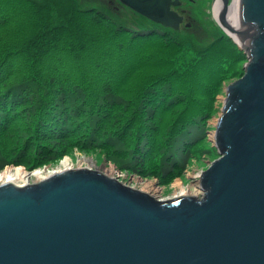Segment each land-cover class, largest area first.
<instances>
[{
  "label": "water",
  "instance_id": "1",
  "mask_svg": "<svg viewBox=\"0 0 264 264\" xmlns=\"http://www.w3.org/2000/svg\"><path fill=\"white\" fill-rule=\"evenodd\" d=\"M121 1L164 26L183 19L181 0ZM227 3L216 15L248 62L226 88L202 197L158 199L90 168L6 182L0 264H264V0H240L239 29Z\"/></svg>",
  "mask_w": 264,
  "mask_h": 264
},
{
  "label": "rangeland",
  "instance_id": "2",
  "mask_svg": "<svg viewBox=\"0 0 264 264\" xmlns=\"http://www.w3.org/2000/svg\"><path fill=\"white\" fill-rule=\"evenodd\" d=\"M213 1L214 0H205V2L203 0H181V3L176 5L178 15L185 17L186 22H192V27H187L185 23L178 31L173 27L164 30H158L157 27H153V31L146 32L155 33L144 35L147 37L145 39L141 38L143 37L142 35L135 39L132 38V33L129 30L121 28L124 25L123 22H127L132 27H136L142 25L141 22L146 24V18L126 6L133 13L135 12L141 16L139 21H134L136 17L134 18L132 15H128V13L122 9V6H120L123 4L119 0H68L69 4L84 9L81 12H76L78 22H82V36L91 35L95 38H100L112 33L109 35V41L104 45L106 56L103 59L105 60L97 66H94V58H98L100 55L95 54V52L97 48H101L102 39H100V41L96 40L98 42L95 43L92 42V44L88 45V48L85 49L87 52L86 62H79L82 59L80 56V44L82 41L86 40V38L80 39V41L75 44L76 52L79 54H76L74 47L69 49L70 45L67 44V51L73 52L69 54V59L73 62L69 65V69L79 71L87 67L101 74V76L98 75L99 77H97V79L106 84L103 85L105 89L111 90L110 96L115 99L114 102L117 106L118 114L129 118V135L125 136V140L123 141L122 137L108 126L104 128L105 133L108 135L106 139L107 142L96 143L99 146L93 145L92 147L86 148L75 143L70 146L64 141L58 142L55 140H48L47 142L53 146L59 153V156L53 157L54 159L52 160L42 161L46 157L41 155V157H38L40 161L39 165L30 166L25 163V166L32 167L29 171L34 172L36 170H33V168L44 165V167L38 170L43 173H51L55 169L65 167L63 163L64 159H68V162H71L73 167H78L80 166L79 164L82 163V160L89 158L97 164L95 167L110 168L113 164L120 172L130 170L132 173L128 176L129 179L139 177L145 181L150 180L157 182L156 185L161 188L159 195L163 196L159 199L173 198L175 196L170 197L169 195L175 192L180 194L183 187L189 192H192L195 187H198V181L194 177L201 175L202 171L209 167L211 161L217 159L219 156L214 146L213 135L211 134L214 132L217 118H219L222 112L224 99L226 97V87L241 76L244 64L248 61V57H246L243 49L240 48L241 44L234 41L233 38L224 31L220 25V20L217 21L215 19L212 12V7L214 5ZM19 2V0H12V2L8 0V3H6L0 0V16H3V18L10 16V12H15L13 8L19 5ZM63 3H65V0H58L55 4ZM14 4L17 5L15 6ZM18 8L15 16H21L22 14L19 6ZM33 22L34 19L29 18L27 25L28 29L32 30L34 28ZM74 26L75 29L79 27L78 23H74ZM165 30H172V32L167 33ZM124 37L132 38L129 40L131 46L139 43L142 46L140 49L137 48L139 53L143 52L145 58L147 57L150 61H147L145 64L143 62L141 66L139 65L137 72H134L136 69L132 71V73L120 69L116 75L115 70L112 72L109 69L110 65H113L110 64L109 60L122 57L118 47L112 43ZM159 40L172 42V44H170L172 49L157 47L163 45L162 42L158 43ZM145 41L148 42L143 45ZM183 42L185 46H182L181 43ZM177 44L181 45V48ZM118 51L120 52L119 54H117ZM190 51L193 53H190ZM158 52L165 53L167 56L173 55L175 56L174 59L178 57L179 52L180 58L178 60L191 61L189 62V66L186 67H179L174 63L172 65L167 64L165 67L170 71L171 69H176L183 72L179 75V79L186 84V88L183 92L191 99V105L187 111H194L192 120H194L201 130L207 131L208 135L205 132L202 137L194 141L196 138L191 139L194 135V131H188L192 124L187 122L182 126L181 132L172 129L173 134L176 135V137H173V144L176 150L180 151V155L184 156L182 160L183 167L180 170L171 168L163 173H167L165 174L166 176H161L160 179L158 177V179L154 180V178H144L139 175L134 176V174L141 170L142 173L149 175V167H147L145 163H147L146 160L151 163L154 162L152 154L154 160H159L161 165H165V167H171L173 165H171V158L168 162L167 158L165 161L161 162L163 154L162 149L157 150L158 147L156 146L153 132L157 128H161L160 123L165 127V131H169L172 127L174 117L183 110L182 104H177L178 102L174 99L175 97H179V95L176 92L171 90L168 91L164 88L172 84L171 80H158V82L154 83V86L149 83V77L159 73V70H161H158L156 66H150L154 65L153 59L157 57ZM58 54L64 55V51L60 49ZM140 59L142 58L140 57ZM215 77L220 78V85L216 91L213 90L212 82ZM142 83L147 85V89L141 93L143 94L142 96L138 97L133 90H138ZM95 85L100 88L96 80ZM123 85L128 86L124 94H121L124 88ZM117 87L122 90H119ZM167 91L169 93L167 101L162 102L161 96H164ZM33 93L36 94L35 92ZM26 97L27 100H29V95ZM167 102H171V104ZM184 102L187 103L186 97ZM118 107H120V111ZM119 124L120 120L114 128H118ZM139 145L140 149H135V156L132 160H129L133 162L134 167L129 166L126 164V160H128L130 156V150L132 149L130 146L135 147ZM172 153L174 154L171 149V154ZM45 155L47 154L45 153ZM7 166H10V168L16 167L13 164H8L1 168L0 171H5ZM160 169L163 170L168 168L161 167ZM29 180V183L40 181H37L34 175H32ZM195 180L197 182H195Z\"/></svg>",
  "mask_w": 264,
  "mask_h": 264
},
{
  "label": "trees",
  "instance_id": "3",
  "mask_svg": "<svg viewBox=\"0 0 264 264\" xmlns=\"http://www.w3.org/2000/svg\"><path fill=\"white\" fill-rule=\"evenodd\" d=\"M2 1L8 3V0ZM9 1L12 2V0ZM19 1V5L14 4L17 5L13 8L15 12L11 11L10 16L5 18L0 16V73L3 75V79L0 80V169L8 164L25 165L26 163L37 166L40 164L38 157L41 155L46 157L42 161L59 156V153L47 142L48 140L64 141L70 146L75 143L85 148L99 146L96 143L107 142L108 135L104 128L108 126L114 129L124 141L125 136L129 135V118L118 114L115 99L110 96L111 90L105 89L103 85L106 84L97 79L101 74L87 67L79 71L69 69V65L73 63L69 59V54L73 52L67 51V44L70 45L69 49L74 47L76 52L75 44L80 39L86 38L80 44L82 59L79 61L86 62L85 49L92 42L102 39L101 48H97L95 52L100 55L94 58V66H97L105 60L103 59L106 56L104 45L109 41V35L112 33L100 38L91 35L82 36V22H78L76 12L84 9L69 4L68 0H65L63 4H55L58 0ZM18 6L22 11L21 16H15ZM29 18L34 19L32 30L27 27ZM74 23H78L77 29ZM123 24L121 28L129 30L132 38L136 39L142 34L140 28L144 26L143 24L140 27ZM146 28L148 27L144 26V29ZM143 31L149 33L146 31H153V29L148 28ZM130 37H124L112 43L118 47L122 57L109 60L110 64H113L109 69L112 72L115 70L116 75L120 69L130 73L136 69L134 72H137L139 65L150 61L147 57L145 58L143 52L139 53L138 49L142 47L139 43L131 46L129 40L132 38ZM147 42L145 41L143 45ZM160 42L163 45L157 47L172 49L170 46L172 42L159 40L158 43ZM181 44L185 46L184 42ZM177 45L181 48V45ZM60 49L64 51V55L58 54ZM76 54L79 53L76 52ZM178 54V57L174 59L173 55L167 56L165 53L158 52L157 57L153 59L154 65H150L161 70L149 77V83L154 86L158 80H171L172 84L169 87H163L168 91L176 92L179 97L174 99L178 102L177 104L183 106L181 113L174 117L169 131H165V127L160 123L161 128L153 132L157 150L162 149L161 162L166 158L168 162L171 157L170 146L174 143L173 137H176L172 131L181 132L186 122L185 117L192 119L194 112L187 111L190 108L191 99L183 92L186 84L179 85L182 82L179 75L183 72L176 69L170 71L165 67L173 63L179 67L189 66L191 61L178 60L180 53ZM95 80L100 88L95 85ZM26 82L30 85L25 84ZM212 82L213 90L216 91L220 85V78L215 77ZM127 86L123 85L121 94H124ZM146 86L142 83L141 87L133 92L138 97L142 96L141 91H145ZM23 89L26 91L25 95L22 93ZM168 91L161 96L163 102L167 101ZM185 97L187 103L184 102ZM167 103L171 104V102ZM118 109L120 111V107ZM119 120L118 128H114ZM130 147L132 149L126 164L134 167L133 162L129 160L135 156V149L139 150L140 145ZM152 159L153 163L146 160L151 163L148 167L157 170L161 163L159 160H154L153 154Z\"/></svg>",
  "mask_w": 264,
  "mask_h": 264
},
{
  "label": "bare ground",
  "instance_id": "4",
  "mask_svg": "<svg viewBox=\"0 0 264 264\" xmlns=\"http://www.w3.org/2000/svg\"><path fill=\"white\" fill-rule=\"evenodd\" d=\"M123 5H120V6H122V9L123 10H125L127 13H128V15H132V17H136V19L134 20V21H139L140 19H141V16L140 15H138L137 13H139V14H141V15H143L142 13H140V12H138V11H136L135 9H133L132 7H130V6H128L127 4H125L124 2H122L121 0H119ZM204 2H205V0H203ZM180 2H178V3H173V10H174V7H176V5H178ZM213 3H214V5H213V7H212V12H213V14H214V17H215V19L217 20V21H219V19H218V17H217V15H216V12H215V5H216V3H217V0H214L213 1ZM118 4V3H117ZM119 5V4H118ZM126 6H128L129 8H131L133 11H135V12H137V13H133L128 7H126ZM92 8H93V6H92ZM98 10H100V11H103V10H101V9H98ZM178 10V9H177ZM225 13H226V15H225V19H226V21L234 28V29H239L240 27H241V24H240V0H228V3H227V7H226V11H225ZM144 16V18H146V21L149 19L151 22H148L147 21V23L146 24H144V22H141V24H143L144 26H146V27H148V28H153V27H157V29L158 30H164V29H166V28H170V26H164V25H162L161 23H158V22H156V21H154V20H152V19H150L149 17H147V16H145V15H143ZM220 22V25L222 26V28L224 29V31L229 35V36H231L232 38H233V40L234 41H236L237 43H239L237 40H236V38L232 35V33L223 25V23L221 22V21H219ZM123 23H125V24H127V25H129L127 22H123ZM130 24H132V23H130ZM155 25H158V26H155ZM141 25H139V26H137V27H140ZM144 26L143 27H141L140 28V30H141V33H144V31L143 30H146V29H148V28H146V29H144ZM174 28V27H173ZM175 29H177V31H178V28H175ZM167 33H171L172 32V30H165ZM152 33H155V32H152ZM151 32H149V33H144V34H141L142 36H144V35H150V34H152ZM230 33V34H229ZM145 37V36H144ZM240 48H242L243 49V51H244V53L246 54V57H247V53L245 52V49L242 47V45H241V47ZM241 49V50H242ZM120 53V52H119ZM190 53H193V52H191L190 51ZM248 62V61H247ZM244 66H245V64H244ZM243 71H244V67H243V70L241 71V76L243 75ZM241 76H239L238 78H240ZM237 78V79H238ZM1 79H3V75L0 73V80ZM25 84H28V86L30 85V83H28V82H26ZM180 84H184V82H181V83H179V85ZM227 88V87H226ZM24 90V89H23ZM142 93H143V91H141ZM22 93L25 95V93H26V91L24 90V91H22ZM226 96H227V93H226ZM23 99V98H22ZM225 99H226V97H225ZM225 99H224V101H225ZM162 102H163V100H162ZM161 102V103H162ZM222 115V112H221V114H220V116ZM220 116H219V118H220ZM219 118H217V121H216V128H215V130H214V132L211 134V135H213V139H214V146H215V148H216V150H217V152H218V148H217V146H216V132H217V124H218V121H219ZM185 119H186V122L187 123H191L192 124V126L189 128V130L188 131H194V135L191 137V139H194V138H196V140H194V141H197V139L198 138H200V137H202L204 134H205V132H206V134H207V131H203V130H201L199 127H198V125L194 122V120H192V119H190V118H188V117H185ZM208 135V134H207ZM195 136V137H194ZM192 143H194V142H192ZM170 148L172 149V151L174 152V155H173V153L171 154V160H172V162H171V167H165V165H160V166H158V169L157 170H152V169H150V168H148L149 169V175H147V174H144V173H142L141 172V170H139L137 173H135L134 174V176L135 175H139V176H141V177H144V178H154V180L155 179H158V177H159V179H160V177L162 176V177H164V176H166L165 174H167V173H165V174H163L165 171H168L169 169H171V168H175V169H181L182 167H183V158H184V156L183 155H180V151H177L176 150V148H175V145L173 144L172 146H170ZM218 158L220 157V154H219V152H218ZM217 158V159H218ZM216 160V159H215ZM215 160H213V161H215ZM213 161H211V163L213 162ZM63 163H64V166L65 167H62V168H60V169H55V170H53L51 173H43L42 171H40V170H38V169H41V167H44V165H42V166H40V167H35V168H33V170H36V171H34V172H30L29 171V168L27 167V166H25L24 164H15L14 166H16L15 168H10V166H7L6 167V170L5 171H0V185L1 184H3V183H6V182H14V183H16V184H18V185H24V184H29V179H31V177H32V175H34L35 177H36V180L38 181V180H43V179H45V178H47L48 176H50V175H52V174H54V173H56V172H62V171H64V170H68V169H72V168H90V169H94V170H99L100 172H102V173H104V174H106V175H108V176H111V177H113V178H116L118 181H120V182H122L123 184H125V185H128V186H130V187H134V188H136V189H139V190H142V191H144V192H147V193H149V194H151V195H153V196H157L156 198H162L163 196L162 195H159V193L161 192V188L160 187H158L157 185H156V183L157 182H154V181H150V180H147V181H145L144 179H142V178H139V177H134V178H130L129 179V177L128 176H130L131 175V171L130 170H124V172H120V171H118L117 169H116V167H115V165H113L112 164V166H110V168H106V167H95V166H97V164H95V162L94 161H92L91 159H89V158H85L84 160H82V163H80L79 165L80 166H78V167H73L72 165H71V162H68V159H64V161H63ZM210 163V165H209V167L212 165ZM146 165H147V167H148V164H151V163H149V162H147V163H145ZM46 165V164H45ZM168 168V169H163V170H161L160 168ZM208 167V168H209ZM207 168V169H208ZM206 169V170H207ZM177 171V170H176ZM205 171V170H204ZM202 173H203V171H202ZM202 173H201V175H202ZM151 174V175H150ZM201 175H199V176H196V177H194L196 180H195V182H197L198 184V187H195L194 189H193V191L191 192H189V191H187L184 187L182 188V190L180 191V194L178 193V192H175V193H173L172 195H169L170 197L171 196H175V197H178V196H182V195H195V196H198V197H202V195L205 193V190H203V188H202V185L200 184V178H201ZM24 180V181H23ZM21 182H23V183H21ZM158 184H160V183H158ZM189 193V194H188ZM191 193V194H190Z\"/></svg>",
  "mask_w": 264,
  "mask_h": 264
},
{
  "label": "flooded vegetation",
  "instance_id": "5",
  "mask_svg": "<svg viewBox=\"0 0 264 264\" xmlns=\"http://www.w3.org/2000/svg\"><path fill=\"white\" fill-rule=\"evenodd\" d=\"M180 3H181V2H180ZM174 10L177 11V10H176V7H174ZM184 11H185V10H184ZM147 21H148V22H151L149 19H148ZM184 23L186 24L187 27H192V25H191L192 22H186V18H185V17H183V19H182V21H181V23H180V27H182V25H183ZM180 27H179V28H180Z\"/></svg>",
  "mask_w": 264,
  "mask_h": 264
}]
</instances>
